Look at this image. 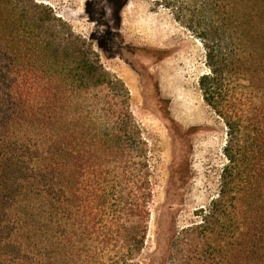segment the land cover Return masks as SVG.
Instances as JSON below:
<instances>
[{"label":"trees","instance_id":"16d2710c","mask_svg":"<svg viewBox=\"0 0 264 264\" xmlns=\"http://www.w3.org/2000/svg\"><path fill=\"white\" fill-rule=\"evenodd\" d=\"M155 2L203 41L198 87L228 136L218 193L170 264H264V0ZM0 42V264H147L135 255L149 217L148 144L127 88L34 0H0ZM21 57L29 68L14 71ZM80 170L108 183L98 199L107 214L92 213L87 178L79 194ZM117 187L132 189L134 235L107 206Z\"/></svg>","mask_w":264,"mask_h":264},{"label":"rangeland","instance_id":"374dc122","mask_svg":"<svg viewBox=\"0 0 264 264\" xmlns=\"http://www.w3.org/2000/svg\"><path fill=\"white\" fill-rule=\"evenodd\" d=\"M155 1L34 0L51 9L74 36L85 40L103 70L127 88L130 112L148 144L151 176L145 248L135 260L170 264L183 231L200 223V211L218 193L228 136L225 124L204 102L198 87L200 77L209 72L203 41L177 21L172 10ZM235 2L239 7L241 0ZM200 16L196 13L197 19ZM1 45L0 70H6ZM224 45L232 49L234 37L229 36ZM27 68L26 58L15 59L14 71ZM89 158L96 161L92 154ZM90 173L86 176L79 171V194L87 178L91 211L105 215L98 199L108 183ZM131 191L117 187L107 206L124 221L122 230L134 235L137 213L133 206L126 210ZM27 223L23 219V228L30 230L32 223L28 227ZM199 244L200 239L191 249L198 250Z\"/></svg>","mask_w":264,"mask_h":264}]
</instances>
